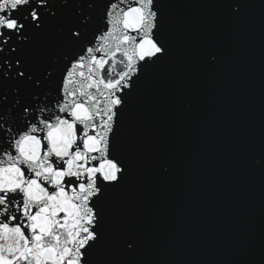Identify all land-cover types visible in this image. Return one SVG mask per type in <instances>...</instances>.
<instances>
[{
    "label": "snow or ice",
    "instance_id": "1",
    "mask_svg": "<svg viewBox=\"0 0 264 264\" xmlns=\"http://www.w3.org/2000/svg\"><path fill=\"white\" fill-rule=\"evenodd\" d=\"M174 0H0V264H170L123 226L117 196L132 175L133 117L169 63ZM242 23L252 0H213ZM264 8V0H260ZM264 27V26H262ZM216 69L220 47L201 49ZM175 98L183 115L194 100ZM167 181L176 161L153 156ZM253 164L264 173V142ZM174 264H264L254 259Z\"/></svg>",
    "mask_w": 264,
    "mask_h": 264
},
{
    "label": "water",
    "instance_id": "2",
    "mask_svg": "<svg viewBox=\"0 0 264 264\" xmlns=\"http://www.w3.org/2000/svg\"><path fill=\"white\" fill-rule=\"evenodd\" d=\"M173 57L161 66L154 101L133 117V175L117 196L123 226L145 236L148 256L170 264L236 259L234 240L254 259L264 224V173L253 164L264 142V8L252 0L230 20L213 0H174ZM220 47L214 70L200 51ZM194 100L183 115L175 98ZM153 156L176 161L161 181Z\"/></svg>",
    "mask_w": 264,
    "mask_h": 264
}]
</instances>
